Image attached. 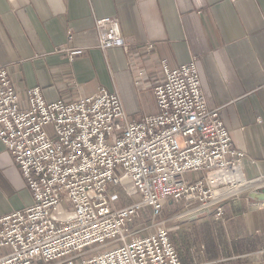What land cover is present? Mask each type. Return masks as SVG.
Masks as SVG:
<instances>
[{"label":"built area","instance_id":"2783aa9c","mask_svg":"<svg viewBox=\"0 0 264 264\" xmlns=\"http://www.w3.org/2000/svg\"><path fill=\"white\" fill-rule=\"evenodd\" d=\"M94 26L101 49L129 51L116 18H96ZM62 48L69 59L78 53ZM160 68L156 111L130 120L119 94L104 88L48 102L31 87L22 99L0 67V141L33 198L0 214V249H7L0 264H181L162 223L133 227L139 211L149 208L155 218L167 200L205 209L229 186L264 188V173L244 176V153L207 106L197 58L174 68L162 60ZM117 187L139 199L119 204ZM101 247L110 248L86 256Z\"/></svg>","mask_w":264,"mask_h":264},{"label":"crops","instance_id":"0c3cea01","mask_svg":"<svg viewBox=\"0 0 264 264\" xmlns=\"http://www.w3.org/2000/svg\"><path fill=\"white\" fill-rule=\"evenodd\" d=\"M102 17L118 20L127 53L98 47L94 21ZM61 47L78 53L69 59ZM194 56L207 106L218 109L232 148L245 155L244 176L259 177L264 173V0H0V67L22 99L31 87H39L48 102L104 88L117 92L128 118L138 120L156 111L152 88L161 74L159 61L174 68ZM251 191L222 201L220 218L215 210H192L171 219L177 233L170 240L182 264H264V200L251 197ZM32 202L0 141V214Z\"/></svg>","mask_w":264,"mask_h":264},{"label":"rangeland","instance_id":"374dc122","mask_svg":"<svg viewBox=\"0 0 264 264\" xmlns=\"http://www.w3.org/2000/svg\"><path fill=\"white\" fill-rule=\"evenodd\" d=\"M98 47H99V45H98ZM102 50H105V49H102ZM129 50H130V46H129ZM125 53H127V52H125ZM161 61H159V64L161 63ZM188 177H190V176H188ZM193 177L194 178H198L199 174L194 173ZM116 189L121 194V200L119 202V204H121V205H123V204L126 205V204H129L130 202H132L133 200H138L139 199L138 195L130 197V198H127V196L121 191V189L119 187H117ZM114 190H115V188H114ZM244 191L246 192V189H244L242 191H239L237 193L230 194L228 196L226 195V197L223 198V199H220V201L219 200L218 201L217 200L211 201L207 205V207L205 209L200 207V203L199 202H190V203H188L185 200H176V201L171 200V201H173V203L172 204L170 203L171 206H169L167 204V202L170 201V200H167V201L164 202L160 214L158 216H156L155 218L151 217V212H150L149 208H144L141 211H139L137 216L135 217V219L133 221V227L145 226L148 223L150 224L151 221L160 222V223H162V226L165 229H167V231L169 233V236L170 237L172 236V237L176 238L175 234L177 233V231L171 229V226H170V224L173 223L174 219H183L184 216H185L184 213H186L187 211H192L193 210V212H194V210H197L195 212H197L199 214H201V213L205 214V213H208V212H210L212 210L217 211L218 207L221 208V215H222L224 208H223L221 202L224 201L225 199L231 197V196H234V195H237V194H240V193H244ZM215 215H216V212H215ZM221 215H220V217H221ZM169 217H173V218H170V220L171 219H173V220L170 221ZM220 217H217V218H220ZM106 248H110V247H101V248L93 249L86 256L98 253L99 251L105 250ZM177 253H178V251H177ZM180 253H181V251H180ZM178 256H179V254H178ZM179 259H180V257H179ZM180 262H181V260H180Z\"/></svg>","mask_w":264,"mask_h":264},{"label":"bare ground","instance_id":"6f19581e","mask_svg":"<svg viewBox=\"0 0 264 264\" xmlns=\"http://www.w3.org/2000/svg\"><path fill=\"white\" fill-rule=\"evenodd\" d=\"M246 186L247 185L244 184V183L240 184L239 186H234V187L233 186H231V187L229 186V187L224 188L222 190L215 191L214 192V197L215 198H220L221 196L229 195V194L234 193V192H239L240 190H244ZM202 208H204V207H202ZM195 211H197V210H194V212Z\"/></svg>","mask_w":264,"mask_h":264},{"label":"water","instance_id":"95a60500","mask_svg":"<svg viewBox=\"0 0 264 264\" xmlns=\"http://www.w3.org/2000/svg\"><path fill=\"white\" fill-rule=\"evenodd\" d=\"M250 196L264 200V188L257 191H251Z\"/></svg>","mask_w":264,"mask_h":264}]
</instances>
